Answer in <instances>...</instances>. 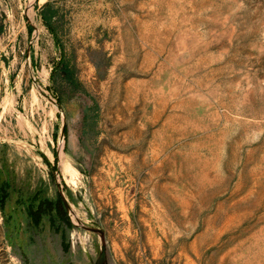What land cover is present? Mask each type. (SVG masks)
Listing matches in <instances>:
<instances>
[{
	"label": "rangeland",
	"instance_id": "374dc122",
	"mask_svg": "<svg viewBox=\"0 0 264 264\" xmlns=\"http://www.w3.org/2000/svg\"><path fill=\"white\" fill-rule=\"evenodd\" d=\"M81 226L264 264V0H0V264H97Z\"/></svg>",
	"mask_w": 264,
	"mask_h": 264
},
{
	"label": "water",
	"instance_id": "95a60500",
	"mask_svg": "<svg viewBox=\"0 0 264 264\" xmlns=\"http://www.w3.org/2000/svg\"><path fill=\"white\" fill-rule=\"evenodd\" d=\"M62 200H63V203L65 204L66 208H68L67 200L63 195H62ZM81 228L86 229L92 233H96V234L101 236V242H102L101 253H100V257H99L97 264H108V261H107V242H106V237H105L104 232H102L100 229L86 228L85 226H81Z\"/></svg>",
	"mask_w": 264,
	"mask_h": 264
}]
</instances>
